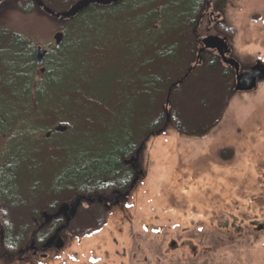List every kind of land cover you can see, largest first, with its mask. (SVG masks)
<instances>
[{"label":"rangeland","instance_id":"rangeland-1","mask_svg":"<svg viewBox=\"0 0 264 264\" xmlns=\"http://www.w3.org/2000/svg\"><path fill=\"white\" fill-rule=\"evenodd\" d=\"M229 2L222 16L213 14V23L223 20L216 29L225 37L229 59L239 64L241 73L242 68L247 70L257 62L264 66V0ZM61 21L49 16L28 18L14 14L10 27L47 51L53 47L54 34L62 28ZM214 28L207 16L200 19L199 28L193 32L196 54L200 48L197 38L216 34ZM87 36L88 32H81L84 39L78 44L74 38L69 60L76 56L81 44L93 38ZM98 36L100 43L107 44L100 47V81L114 68L110 54L118 39L111 30H102ZM107 60L108 64L103 62ZM72 72L78 71L69 64L68 75ZM64 93L70 97L74 92L67 88ZM105 107L114 114L133 108L125 98ZM115 117L98 134L84 127L62 143L59 136L67 131L42 139L44 147L55 151L53 144H62L56 155L63 152L67 159L72 155L71 160L79 161L78 166L89 168L82 175L95 174L92 169L103 170L104 161L115 151L112 138L120 134L121 128ZM46 132L44 129L42 134L46 136ZM12 154L15 160L20 159L19 148ZM135 154L128 161L135 183L119 205V200L109 207L104 204L108 208L105 210L99 205L104 199L77 196L53 214L45 208L67 195L57 197L54 190L59 182L66 185V167L71 164H48L45 160L43 164L39 158L42 155L32 153L23 157L13 185L1 191L8 204L15 203L16 208L5 209L0 220L10 217L14 224H24L26 213L35 208L31 216L41 213L44 225L61 214L66 222L73 220L72 226L67 230L63 226L48 248L45 244L35 248L30 242L16 255L3 252L0 229V264H264V80L253 91L233 93L221 122L207 136L187 138L165 123ZM70 176L72 180L79 175ZM94 228L98 230L74 236Z\"/></svg>","mask_w":264,"mask_h":264},{"label":"trees","instance_id":"trees-1","mask_svg":"<svg viewBox=\"0 0 264 264\" xmlns=\"http://www.w3.org/2000/svg\"><path fill=\"white\" fill-rule=\"evenodd\" d=\"M37 1L60 13L78 0ZM205 1L120 0L108 6L91 5L74 19L61 21L59 32L63 34V42L58 49L47 50L42 65L44 73H40L35 62L37 47L13 30L10 22L14 14L28 18L48 15L34 0H0V216L5 209L16 208L15 203L8 204L1 191L13 185L18 164L31 153L42 155L39 158L43 164L44 160L48 164L67 161L71 164L66 167L69 177L66 185L59 182L54 190L57 197L67 195L63 201L55 200L45 208L53 214L77 196L109 199L129 191L135 176L128 161L166 123L167 115L168 126L177 134L194 139L207 136L221 122L234 93L233 69L205 51L181 81L198 55L193 27ZM102 30H111L118 44L110 54L114 68L100 82L97 79L102 59L100 47L107 45L99 42ZM81 32H88L86 38L91 35L93 38L81 44L76 56L69 60L74 38L77 44L84 39ZM103 62L108 64L109 60ZM69 64L78 72L68 75ZM85 84V89L80 88ZM67 88L74 92L70 97L64 93ZM124 98L133 107L128 112L114 114L105 107L109 102L121 103ZM114 115L121 125L120 134L112 138L115 151L104 161L103 170L92 169L95 174L82 175L89 168L78 166L79 161L71 160L72 155L68 159L63 152L56 155L62 144H53L55 151L44 147V129L52 139L57 136L53 126H69L70 130L59 136L64 143L84 127L98 134ZM16 148L20 157L17 160L12 154ZM74 157L79 159V155ZM32 167L35 169L34 162ZM72 174L79 176L70 180ZM35 211L32 208L26 213L24 224H14L10 217L0 220L3 252L16 255L30 242L41 247L57 237L63 226V230L72 226L73 220L66 225L61 214L44 225L40 212L31 216ZM39 225L44 227L38 230ZM98 229L74 236L82 237Z\"/></svg>","mask_w":264,"mask_h":264},{"label":"water","instance_id":"water-1","mask_svg":"<svg viewBox=\"0 0 264 264\" xmlns=\"http://www.w3.org/2000/svg\"><path fill=\"white\" fill-rule=\"evenodd\" d=\"M37 5L43 9V11L50 17L54 19H74L79 13H81L83 10L87 9L91 5H99V6H108L111 4H117L120 0H78L74 4H72L69 9H67L64 12L56 13L42 5L41 2L34 0ZM63 42V34L61 32H57L53 36V51L54 49H58ZM203 48L198 51L197 58L194 62V65L190 67L186 73V75L183 77L181 81L187 78L191 70L197 65L200 54L204 50L208 49H214L216 48L218 51L219 57H221L223 60V63L227 66H229L231 69H233L235 74V85L233 88L234 93L237 92H250L256 89L257 83L264 80V66L257 62L253 67H251L250 71L248 73H241L240 67L237 62H235L233 59H228L227 55L230 53V50L228 49L227 42L225 39H221L218 37H208L205 38L202 41ZM47 51H42L40 47H37L36 49V58L35 62L37 67H39L40 73H44V69L42 68L44 57L46 55ZM179 81V82H181ZM168 103V101H167ZM169 117L167 115L166 118V124L168 123ZM166 126V125H165ZM70 130L69 126L65 125H57L54 127L53 132L57 134H63ZM50 134H46V138H49ZM135 181L132 183L130 190L133 188ZM68 224V221L66 225ZM52 244V240L48 241L44 246L48 248ZM33 246V245H32ZM57 247V246H56Z\"/></svg>","mask_w":264,"mask_h":264},{"label":"flooded vegetation","instance_id":"flooded-vegetation-1","mask_svg":"<svg viewBox=\"0 0 264 264\" xmlns=\"http://www.w3.org/2000/svg\"><path fill=\"white\" fill-rule=\"evenodd\" d=\"M231 1V0H230ZM227 3H230L229 2V0H207V2H206V4H205V9H204V13L202 14H200L199 15V17H198V19H197V21H196V25H195V27L196 28H199V24H200V19L204 16V17H206L207 16V18H208V21H209V24H210V26L211 27H215L214 28V33H216V34H213V35H211V34H208L207 36H204V37H201V38H197V41H198V44L200 45V48H199V50L200 49H202L203 48V44H202V41L205 39V38H208V37H211V36H213V37H219V38H222V39H224L225 37H222L221 36V34L218 32V34H217V27H218V25H221V22H223V20L221 21V20H219V21H215L214 23H213V14L215 13V12H218L221 16H222V12H223V10H224V7L226 6V4ZM207 12H210L208 15H207ZM196 28L194 29V32H195V30H196ZM196 45H197V42H196ZM198 50V51H199ZM205 51H207V52H215L214 54V56H216V57H219V55H217L216 53H218V51H217V49L216 48H214V49H208V50H204L203 52H205ZM202 52V53H203ZM230 54H228L227 55V58L229 59L230 57ZM220 59H221V61L223 60L221 57H219ZM243 69V71L244 72H242V73H248L249 71H250V69L251 68H248L247 70H245L244 68H242ZM133 167H134V163H133ZM136 168H137V166H136ZM136 170V169H135ZM129 194V191H127V192H125L124 194H115V195H112V197L111 198H107V197H103L104 198V201H103V203L102 204H99L100 206L102 205H106L107 207H109V205H111L113 202H115V201H118L117 203V205H119L120 204V201H121V199L122 198H125L127 195ZM107 198V199H106ZM95 204H98L97 202H95L94 203V205ZM101 206V207H102ZM116 207V206H115ZM102 208H104V206L102 207ZM105 210H108V208H104ZM55 239V238H54ZM54 239H52V242H53V240ZM59 239L57 238V240H56V243L57 242H59L58 241ZM35 248H37V247H35ZM36 250H34V252H35ZM33 251H32V253H34ZM37 252V251H36ZM35 254V253H34Z\"/></svg>","mask_w":264,"mask_h":264}]
</instances>
